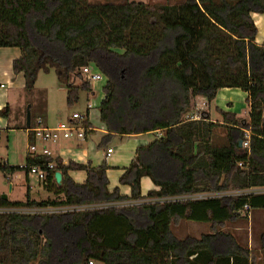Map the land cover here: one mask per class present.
I'll return each instance as SVG.
<instances>
[{"label":"trees","instance_id":"trees-1","mask_svg":"<svg viewBox=\"0 0 264 264\" xmlns=\"http://www.w3.org/2000/svg\"><path fill=\"white\" fill-rule=\"evenodd\" d=\"M255 13L264 14V0H184L155 6L143 0L116 5L0 0V48L21 50L13 69L25 75L28 93L40 71L55 69L72 106L81 91L93 92L82 73L92 66L106 83L99 105L108 133L102 147L117 136L162 133L138 148L121 176L120 185L130 187V196L119 188L110 191L106 163L94 168L91 163L64 165L59 158L29 157L23 168L0 164V169L47 171L45 187L56 199L38 202L28 193L25 204L0 197V207L86 206L264 189V44L256 43ZM223 89L248 95L245 118L217 109L223 122L218 124L210 109L198 108L199 100L211 105ZM8 111L0 115L7 117ZM195 112L201 120L187 121ZM84 124L86 137L94 133L89 118ZM219 127L225 131L224 146L213 143ZM240 142L249 145L240 147ZM50 164L62 173L61 186ZM70 171L86 172L85 183H75ZM144 178L158 188L145 197ZM246 205L250 213L264 210V194L0 215V264H257L255 252L224 231L228 224L249 219L250 213L243 212ZM177 221L209 224L210 233L181 240L172 231ZM259 244L264 254V232Z\"/></svg>","mask_w":264,"mask_h":264},{"label":"rangeland","instance_id":"rangeland-1","mask_svg":"<svg viewBox=\"0 0 264 264\" xmlns=\"http://www.w3.org/2000/svg\"><path fill=\"white\" fill-rule=\"evenodd\" d=\"M125 0H89L91 4H121ZM143 2L147 3L150 6L155 5H166L167 3L170 4H181L184 0H143ZM80 82H76L75 85L78 86ZM104 82H92L93 85V92L87 93L81 91L79 94V101L72 106L68 104V91L60 86L57 78V74L55 69H51L49 73H45L44 71H40L37 76V81L34 87V91L32 93H28L27 91L23 92H16L13 95L12 99V110H15L19 103L23 104V110L28 112L30 107L33 110L34 120L39 116L43 115L45 110L48 108L50 119L56 122L55 125L51 127L57 126L61 122H68L69 119L73 116L74 113L86 115L88 105H94V108L90 110V122L93 125L94 133H91L88 136V143L92 146L96 147L98 151L103 152L102 148V141L107 136L105 128L100 121L99 118V105L104 97ZM95 93V96H93ZM217 102H213L210 106L212 111L213 119L216 118V107H219L223 110H227L234 105L235 109H237V114L241 118H245L247 116V95L245 92L239 89H224L220 93ZM230 104V105H229ZM199 106V105H198ZM199 108V107H198ZM234 112V111H231ZM218 117L219 115L216 114ZM13 117V115H12ZM217 117V118H218ZM57 119V120H56ZM216 122L218 124L223 123L221 118H218ZM2 138L0 140V161L4 162L6 160H12L16 158V148L18 146L25 148L27 145V141L25 139L24 132H17L8 134L7 132H1ZM10 137V138H9ZM133 136L130 137H120L117 136L115 139L112 140L111 146L114 149H119L122 144L130 141H135L132 139ZM135 138V137H134ZM141 140H153L155 136H146L143 135L140 137ZM73 140V139H71ZM70 141V140H68ZM85 143V147L87 144ZM213 143L216 146H224L226 144V136L223 127H219L213 138ZM10 148V150L8 149ZM12 165H15V162L11 161ZM110 170V169H109ZM113 174L109 175V182H111V187H119L118 177H117V170H111ZM25 181L26 175L25 171L17 170L16 173L12 174L7 171H3L0 169V195H8L13 190V186L15 188L14 193L12 194L11 198L13 200H23L25 199ZM31 183L33 188V198L36 200H48L50 198H54V194L45 190L43 180H40L36 175L31 174ZM148 188L153 189L154 185L151 183L150 180H144V187L143 190L146 192L149 190ZM228 192H238V191H228ZM259 212H254L249 214L248 220H243L237 222L235 224L229 225L228 231L234 234L240 241H242L243 245H249V229H251V233L253 235V246L259 250V238L260 234L263 233V230L258 229L263 228V224L259 223L257 217L259 216ZM254 217L252 220H256L255 224L250 222L251 218ZM183 221H177L173 224V233L177 238L184 239L187 236L194 237L196 239H200L204 234H208L210 232V227L208 224H199L194 222H187V224H183ZM199 224L201 226H193ZM253 224V226H252ZM183 225V226H182ZM191 225V226H190ZM251 225V228H250ZM187 236H182L186 235ZM257 257V264H264V254L258 252ZM261 258V259H260Z\"/></svg>","mask_w":264,"mask_h":264},{"label":"crops","instance_id":"crops-1","mask_svg":"<svg viewBox=\"0 0 264 264\" xmlns=\"http://www.w3.org/2000/svg\"><path fill=\"white\" fill-rule=\"evenodd\" d=\"M252 18H253L254 23L256 24V26L258 28V35L256 37V43L259 45H262V44H264V14L255 13V14H252ZM21 57H22V52L18 48H0V111H3L6 108L9 109L8 113H6L7 117L0 115V134H1V132H7L8 134L9 133L12 134V133H17V132H24L25 139L27 141V145L25 146V148L21 149L20 146H18L16 148V153H15L16 158H13L12 160L8 159L4 162L0 161L1 165L7 166L10 169L11 168H19V169L23 168L27 165V161H28L29 157L34 158L31 156V153L29 150L30 145L33 143V142L31 143V133L29 130L36 124V121L39 118H43L47 126L51 127V126L56 124V122L54 120L50 119L48 108L45 110L43 115H39L35 120H32L33 110H32V107H30V111H31V127L30 128L27 127V113H26V111L23 110V104L19 103L17 108L15 110H12L11 106L13 103L12 102L13 95L16 92L22 91V93H23L26 91V89H25L26 88L25 75L23 73L15 74L14 69H13L14 61L20 59ZM221 91L222 90H220L218 92L217 98L215 99L214 103L217 102V99L220 96L219 93ZM93 96H95V93L93 94ZM247 97H248V95H247ZM198 105H199L198 107L201 110H207V109L211 110V108H210L211 105H209L207 102H205L203 100H199ZM217 109H220L222 111L229 112V113H235L238 116L237 109H235L234 105L231 108L229 106V108H227V110H223L219 107H216V110ZM231 111H234V112H231ZM248 113H249V108L247 109V115H248ZM216 114H218L217 111H216ZM216 114H215L216 118L213 119L214 122H216L217 120H219L218 118H220V116L218 117ZM12 115H13V117H12ZM143 135H146V136L153 135V136H155V139H159L162 137L161 132L143 134ZM143 135L133 136L132 139L135 141H130V143L126 142V143L122 144L119 149H114V147L111 145H109L108 147H102L103 152L98 151L96 149V147H94L90 143H88V136L89 135L84 140L73 139L70 141H62L59 144L50 145V148L53 152L52 158L53 159H56V158L61 159V161L64 165H68L69 162L72 161L74 163L82 164V165L91 163L94 168H98V167L102 166L104 163H106L108 168L110 169V170L108 169V171H107L108 179H109V175L113 174V172L111 170H117L116 174L118 177L119 187H116V188L120 189L122 195L130 196L131 195L130 187L121 186L119 180H120L121 176L124 174L125 170L128 167H130L132 161L135 159L136 152H137L138 148L141 146H146L155 140V139H153V140H146V139L141 140L140 137ZM1 138H2V134L0 136V140H1ZM115 138L116 137H114L113 139H115ZM85 143H88L87 147H85ZM109 148L113 149L114 151L111 155L108 156L107 155V149H109ZM8 149L10 150V148H8ZM11 161L15 162V165H12ZM23 171H25V170H23ZM7 172L14 174L17 171H11L8 169ZM52 172H54V174H55L56 172H59V171L54 170ZM25 175H26V181H25V185H26L25 186V192H26L25 197L26 198L23 200H13L11 198L12 194L15 191V188L13 186L12 192H10V194L6 195L8 197L7 200H9L11 203L25 204L26 200H27V194L28 193L30 194L32 200H35L38 202H44V201L56 199V196L54 193H52V194H54V198H50L48 200H36V199H34L33 198V188H32V183H31V174L29 172L25 171ZM69 176L77 184H84L86 179H87L86 172H84V171H70ZM147 179L148 178H144L142 180V195L144 197L147 196L149 192L158 190V188H156L154 186L153 189L148 188L149 190L144 192V190H143L144 180H147ZM148 180H150V179H148ZM43 182H44V186H45V181H43ZM151 183H152V181H151ZM116 188L111 187V182H110V185H109L110 191H113ZM45 190L48 191L46 187H45ZM2 196L3 195H0V197H2ZM257 211L260 214L257 217V220L259 223L263 224V228L261 227L258 229V234H259V232H260L259 230H261V229L264 232V210H255V211H252V213L257 212ZM253 218L254 217L251 218L250 222L255 224L256 220L255 219L252 220ZM183 222H184L183 224H185V225L187 224V221H183ZM194 223H196V222H194ZM199 224H196L193 226H201ZM203 224H205V223H203ZM231 224H235V223H231ZM231 224L227 225V227L224 229L225 232H229L228 229H229V225H231ZM252 226H253V224H252ZM250 228H251V225H250ZM172 231H173V229H172ZM229 233H231V232H229ZM261 234H260V236H261ZM187 235H189V234L182 235V236L184 237ZM249 235H250L249 240H248L249 245H246V246L250 250H253L255 252V255H258V252H261V250H260V248L258 250L255 248V246H253V235H255V234L251 233V229H249ZM187 237H191V236H187ZM187 237H185L184 239H186ZM181 240H183V239H181ZM238 240L240 241V239H238ZM240 242L242 243V241H240Z\"/></svg>","mask_w":264,"mask_h":264},{"label":"built area","instance_id":"built-area-1","mask_svg":"<svg viewBox=\"0 0 264 264\" xmlns=\"http://www.w3.org/2000/svg\"><path fill=\"white\" fill-rule=\"evenodd\" d=\"M83 75L90 82H103L104 76L95 70L92 66H87L83 69ZM94 108V105H88L89 114L82 115L75 113L69 119L68 122H61L55 127L47 126L45 121L39 118L36 121V124L29 130L31 137L34 139V142L30 145V153L34 158L49 156L52 157L53 152L50 148V145L59 144L62 141H68L71 139L84 140L86 138L87 128L84 124L85 120L89 118L90 120V110ZM201 114L195 112L192 115L187 117V121H200ZM94 130V128H93ZM1 136V134H0ZM244 147H248V143L243 144ZM113 149H107V155L113 153ZM50 171L55 170L54 164L48 166ZM30 174L36 175L40 180L45 181L47 179V171L42 170L41 168L34 167L30 169ZM261 193L264 194V189H256L253 191H238V192H220V193H200L194 195H187L177 198H162V199H143L137 201H125L117 203H106V204H95V205H86V206H49L43 208H32L28 206H9V207H0V215H55V214H66L74 212H83L88 210H102L106 208H130L143 204H166L176 201H202L207 199L214 198H232L239 197L242 195L250 193ZM251 208L249 205L244 207V214L250 213ZM89 264H94L90 262Z\"/></svg>","mask_w":264,"mask_h":264},{"label":"water","instance_id":"water-1","mask_svg":"<svg viewBox=\"0 0 264 264\" xmlns=\"http://www.w3.org/2000/svg\"><path fill=\"white\" fill-rule=\"evenodd\" d=\"M27 127H28V128L31 127V111H30V110H28V112H27ZM239 145H240V147H242V146H243V143L240 142ZM55 179H56L57 184H58L59 186H61V185H62V179H63V175H62V173H61V172H56V173H55ZM2 199H3V200H7L8 197H7L6 195H3V196H2Z\"/></svg>","mask_w":264,"mask_h":264}]
</instances>
